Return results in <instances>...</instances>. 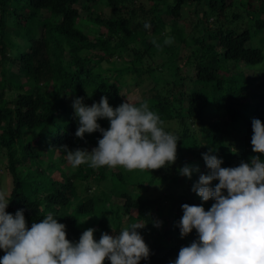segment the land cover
<instances>
[{
    "label": "trees",
    "instance_id": "1",
    "mask_svg": "<svg viewBox=\"0 0 264 264\" xmlns=\"http://www.w3.org/2000/svg\"><path fill=\"white\" fill-rule=\"evenodd\" d=\"M100 1L0 0V152L7 158L12 177L6 210L14 214L23 209L28 227L51 212L66 224L67 238L75 241L92 225H97V239L103 232L111 234L112 228L120 229L110 226L120 219L119 213L114 218L90 219L84 227L80 221L81 216L98 214L99 204L111 201L112 195L152 227L162 217L159 212L165 200L168 220L162 230L155 225L154 239H145L151 252L139 264H168L182 246L198 238L195 229L182 237L176 222L183 215V203L201 204L193 184L201 173L210 171L202 153L214 149L213 154L223 158L224 167L250 162L253 155L264 159V153L254 152L251 144L252 119L264 121V87L254 89L258 78L249 76L246 70L232 72L228 68L231 63L252 67L264 62L263 48L251 45L255 31L264 33V18L254 19V31L225 30L223 22L212 30L209 18L226 17L229 10L241 5L240 0H147L148 4H142L143 0H106L111 10L106 18L93 9ZM260 1L253 2L252 13L245 11L262 13L264 0ZM81 3L90 19L105 27L106 33L93 36L78 28ZM161 4L164 6L159 7ZM187 6H193L196 18L191 21L193 35L189 38L181 26ZM165 16L173 18L166 20ZM144 21L151 23L150 29L143 27ZM137 31L171 36L173 40L157 47ZM182 44L185 59L180 64ZM158 52L169 56L170 78L158 71L162 64L155 68L143 65L147 55ZM117 60L124 65H117ZM105 62L112 66H104ZM125 69L134 73L136 81L151 74L157 86L135 100L124 92L120 73ZM110 70L114 78L106 75ZM187 79L196 86L188 88ZM102 95L108 96L113 107L126 99L148 101L166 129L179 137L175 162L157 169L122 167L109 172L107 166L82 164L68 168L65 178L54 176L53 170L63 169L55 159L57 151H62L61 157L66 156L62 146L92 149L102 137L98 130L85 133L84 138L75 135L78 121L69 100L82 96L91 105ZM99 123L109 126L107 118H100ZM26 132L33 137L27 140ZM44 150H52L53 157ZM185 164L198 166L191 178L178 172ZM113 178L144 192L153 185L165 192L151 198L140 191L116 190L111 185ZM101 183L107 191L90 192L92 184ZM215 183L218 180L212 185ZM104 264L111 262L106 258Z\"/></svg>",
    "mask_w": 264,
    "mask_h": 264
},
{
    "label": "clouds",
    "instance_id": "2",
    "mask_svg": "<svg viewBox=\"0 0 264 264\" xmlns=\"http://www.w3.org/2000/svg\"><path fill=\"white\" fill-rule=\"evenodd\" d=\"M145 29L151 28L144 21ZM173 37L166 36L164 44ZM157 47H161L156 42ZM77 96L72 101L78 121L75 135L100 131L102 137L91 150L77 147L66 150L69 164L96 168L122 166L127 170L157 169L175 162L176 133L166 129L160 114L146 100L139 103L126 99L113 107L102 95L91 105ZM100 118L109 126L102 127ZM253 151L264 153V121L252 119ZM214 149L202 153L210 171L201 173L193 184L203 201L214 199L206 210L203 204L183 203V215L176 222L181 236L195 229L198 238L182 246L168 264H264V159L253 155L250 162L224 167L223 158ZM236 151V150H235ZM198 166L185 164L178 168L181 175L191 178ZM218 183L212 185V182ZM10 200L0 190V264H139L150 256V247L139 229L144 223L132 222L112 234L103 232L95 238L94 227L85 229L78 240L67 238L66 224L57 215L48 213L39 221L27 225L23 209L14 214L7 211ZM159 226L161 221H154Z\"/></svg>",
    "mask_w": 264,
    "mask_h": 264
},
{
    "label": "rangeland",
    "instance_id": "3",
    "mask_svg": "<svg viewBox=\"0 0 264 264\" xmlns=\"http://www.w3.org/2000/svg\"><path fill=\"white\" fill-rule=\"evenodd\" d=\"M106 0H101L99 2V4H97L95 7L93 6V9L97 10V12L99 13V15H101L103 18H106L108 16H110L111 14V10L108 6H106ZM144 2L142 4H148L147 0H143ZM241 2L239 4L238 7H234L233 10H229L228 15L226 17H219V16H211L209 18V27L214 30L216 28V24L218 25L219 22L220 23H225V30L229 29V30H235V31H241L243 29H252V31H254V27H252V23H254V19L257 18L258 16H261L264 18V11L262 13L260 12H255L254 15L253 14H249L253 12V2L256 3H261L260 0H240ZM104 3V4H103ZM84 3H81V19L79 21L78 24V28H80L81 30H83L84 32L95 36L96 34H103L106 33L107 30L105 27L100 26L99 24L94 23L90 17H89V11L83 7ZM153 4H151L152 6ZM159 7L164 6V4L158 5ZM247 6V7H246ZM248 11L249 13H247L246 11ZM251 10V11H250ZM193 6L189 7L187 6L184 10H183V15L181 18L184 19V23L181 25L183 27L184 30V34L189 38L191 37L193 34L192 32L190 33L191 30V26L192 24L194 25V23H191L192 19H196L194 14H193ZM240 14L239 17H234V14ZM249 14V15H248ZM166 20L173 18L172 16H165ZM250 18V19H249ZM38 34V33H37ZM137 34L140 36H143L147 41L152 42L153 43V39L155 38L157 43H162L164 41L165 37H162L160 34H153V33H142L141 31H137ZM197 34V33H196ZM199 35V34H198ZM39 36V34H38ZM23 45V43H22ZM251 45L255 46V47H259V48H263L264 50V33L260 32V31H255L252 40H251ZM25 47V46H24ZM182 51L180 53V58H179V63L183 64L184 59H185V51H184V44H182ZM87 54V52H85ZM84 54V52H83ZM168 54L167 53H155L151 56L147 55L146 58L143 61V65L145 67L148 66H152L153 68L158 67L159 65L162 64L161 68L158 69L159 72L163 73L164 76H166L167 78L169 77V68H168ZM130 58V57H129ZM117 65H124L123 61L117 60ZM104 66H112L111 64H107L106 62L104 63ZM123 68V67H122ZM228 68L230 69V71L233 72V70H239L242 71L243 69L246 70L247 74L249 76L252 77H256L257 79V84L254 87V89L259 90L261 88L264 87V62L261 64H258L256 66H252V67H248L246 65L243 64H234L231 63ZM127 69H125L122 73H120V77L123 79L124 82V92L126 94H129L130 96H132V98H134L135 100H140L142 98V93L147 92L149 90H151L152 88H154L155 86H157L155 84V81L153 80L151 74L146 73L142 76V78L138 81L134 80V73H130L129 71H126ZM106 75L109 77L114 78L115 73L110 70L106 72ZM163 85V84H161ZM185 85L189 88L192 85L196 86L195 84H192L191 79H187L185 82ZM73 98L69 100V102L72 103ZM27 134V140L28 138L33 137V134H30L29 132H26ZM91 150V149H89ZM47 154L48 157H53V151H49V150H44ZM59 154H63L62 151H57L56 153V157L55 159L57 160V162H59V164L61 165V167L63 169H61L60 171H56L53 170L52 173L54 174V176H57L59 178H65L68 175V168H71L72 166L69 164L66 156L65 157H61ZM120 168H122V166H116V167H108L107 166V171H117L120 170ZM69 171V170H68ZM205 174H207L205 172ZM112 187L115 188L116 190H130L133 192H139L145 194L147 197H151V198H155L158 195H162L165 192V189L162 187H159L158 185H153V187H151L150 189H148V191L144 192L143 190L137 188L134 189V187L132 185H128V184H122L120 182L119 179L117 178H113L112 183H111ZM107 187L104 186V183L101 184H92V189L90 192L94 191L95 189H99V190H106ZM12 189V177L10 175V173L7 170V158L4 155V152L1 153L0 152V190H4L7 192V195L9 196L10 192ZM198 199L202 200V198L197 194ZM123 200L122 199H118L116 195H112L111 197V201H107L104 202L103 204H99V206L97 207V213L98 214H94L91 215V217L88 216H81L80 217V221H81V225L84 227L88 221L90 219H94V220H98L100 219L102 216H108V217H112L114 218V216H116L118 213L120 214V219H115L113 222H111L112 224L110 225L111 228L114 225H118L119 228L121 229L124 226L129 225L132 222H139V223H144V219L142 216H140L134 209L131 208H124L123 207ZM214 199H209L208 201H201V204L204 205L205 209L207 210L212 203H214ZM161 206L162 209L159 213L162 215V217L160 218L159 221H161L162 223L157 226L158 228H160L162 230L163 226H165L166 222H167V213L166 211H168L167 208V204L165 200H162L161 202ZM120 208V209H118ZM92 227H94L97 230V225H92ZM155 227V225H154ZM154 227L152 226H147L145 224V226L143 228H141V231H144L146 234L144 237V239H154V235L152 234L154 231ZM119 229V230H120ZM116 230V229H115ZM118 230V231H119ZM114 228L111 229V234L113 233Z\"/></svg>",
    "mask_w": 264,
    "mask_h": 264
}]
</instances>
